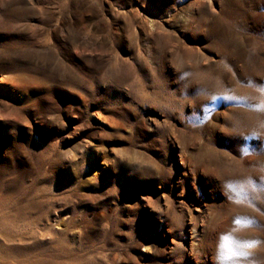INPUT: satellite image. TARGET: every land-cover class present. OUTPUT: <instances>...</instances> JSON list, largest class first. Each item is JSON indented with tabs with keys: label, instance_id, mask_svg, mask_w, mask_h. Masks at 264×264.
Masks as SVG:
<instances>
[{
	"label": "rangeland",
	"instance_id": "374dc122",
	"mask_svg": "<svg viewBox=\"0 0 264 264\" xmlns=\"http://www.w3.org/2000/svg\"><path fill=\"white\" fill-rule=\"evenodd\" d=\"M262 86L264 0H0V264H213L247 217L264 240V197L222 190L264 184Z\"/></svg>",
	"mask_w": 264,
	"mask_h": 264
},
{
	"label": "clouds",
	"instance_id": "9594fccd",
	"mask_svg": "<svg viewBox=\"0 0 264 264\" xmlns=\"http://www.w3.org/2000/svg\"><path fill=\"white\" fill-rule=\"evenodd\" d=\"M260 89H257L258 95L255 99L258 109L264 111V91ZM260 127H264V122H261ZM229 183L232 182L225 181L222 190L233 203L251 206L253 201L264 197V184L246 179L239 182L238 190H231L227 186ZM245 195L246 199L239 198ZM256 227L257 222L251 217L237 218L230 227L217 232L212 256L213 264H256L252 257L256 250L264 245V240L248 235L254 232Z\"/></svg>",
	"mask_w": 264,
	"mask_h": 264
},
{
	"label": "snow or ice",
	"instance_id": "6c2138e0",
	"mask_svg": "<svg viewBox=\"0 0 264 264\" xmlns=\"http://www.w3.org/2000/svg\"><path fill=\"white\" fill-rule=\"evenodd\" d=\"M260 90L261 91H264V86H262ZM227 186H228L229 189L235 190L234 187H233V185L231 183H229Z\"/></svg>",
	"mask_w": 264,
	"mask_h": 264
}]
</instances>
